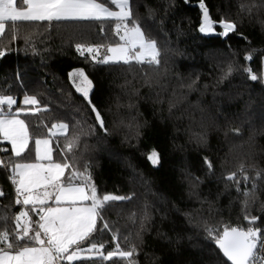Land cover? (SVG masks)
Returning <instances> with one entry per match:
<instances>
[{"label": "trees", "instance_id": "trees-1", "mask_svg": "<svg viewBox=\"0 0 264 264\" xmlns=\"http://www.w3.org/2000/svg\"><path fill=\"white\" fill-rule=\"evenodd\" d=\"M98 2L114 7L109 0ZM205 3L213 19L235 20L237 31L226 39L199 33V0H132L134 11L159 42L163 55L158 67L136 62L93 64L87 54L77 53V43L117 42L114 21L17 22L14 26L9 22L0 35V47L10 48L0 58V95L13 96L17 106L26 94L40 101L41 111L21 115L30 139L49 135L53 123H67L64 135L51 137L53 160L62 161L60 150L65 149L70 163L81 171L88 166L99 195L130 197L110 202L101 211L110 230L98 221L92 241L104 243L105 254L115 248L111 237L117 233L123 250L130 244L138 246L137 264H223L221 253L207 239L205 224L219 230L225 224L247 228L244 216L254 215L258 221L253 227L264 229V0ZM148 8L154 11V23L147 18ZM13 28L18 37L14 42ZM104 51L100 49L101 54ZM246 52H253L250 62L243 58ZM230 63L233 74L222 78ZM244 67H251L257 81L240 70ZM73 68H83L93 81L90 98L102 115L107 135L71 86L68 73ZM193 81L196 84L189 88ZM77 122L85 133L88 126L96 125L95 132L82 135L68 151L65 137L78 130ZM152 147L161 155L157 166L146 159ZM205 156L213 162L211 174ZM0 157L15 163L29 159L31 152L26 150L20 158L10 151L0 152ZM241 164L249 180L237 192L225 177ZM8 174L0 167V189L6 193L0 197V229L11 230L23 206L14 204ZM189 174L202 183L193 188ZM253 184L255 201L249 197L245 207L243 192L251 191ZM73 264L127 262L95 259Z\"/></svg>", "mask_w": 264, "mask_h": 264}, {"label": "snow or ice", "instance_id": "snow-or-ice-1", "mask_svg": "<svg viewBox=\"0 0 264 264\" xmlns=\"http://www.w3.org/2000/svg\"><path fill=\"white\" fill-rule=\"evenodd\" d=\"M109 3L114 7L98 0H0V35L5 33L6 24L9 22L14 26L17 22L114 21V32L119 38L117 42L108 45L77 43V53L81 57L87 54L93 64L136 62L158 67L163 55L159 42L150 35L151 29L144 24L139 13L134 11L132 0H109ZM198 7L201 13L199 33L226 39L230 33L237 31L235 20L224 17L213 19L205 0H199ZM147 18H151L154 23L153 9H147ZM217 27L221 29L218 32ZM17 39L16 30L13 28L12 41ZM25 40L27 42V37ZM101 48L105 49L103 54L100 52ZM8 51L10 48L7 46L0 47V58ZM253 52H246L244 60L250 62ZM240 70L247 73L251 81H257L258 77L251 67ZM233 71L230 63L222 78L231 76ZM68 79L75 92L82 96L95 114L96 125L107 135L108 129L102 115L90 98V93L94 90L93 81L83 68H73L68 73ZM195 84L196 81H193L188 87L192 88ZM17 104L18 101L13 96L0 95V142H7L11 146L10 149L0 148V152L10 150L14 157L20 158L29 149L30 141L28 126L20 117L36 114L41 109L40 101L35 95H24L19 102L20 106ZM96 125L88 126L85 133L77 122L74 127L78 130L73 131L70 138L65 137V148L71 151L82 135L95 132ZM68 130L67 123H53L48 138H36L33 162L12 163L0 160V167L8 170L7 179L14 186V204L23 206L14 216L13 228L9 230L5 226L0 229V264H73L76 261L95 259H120L127 264H137L134 257L138 254V246L130 244L128 250H123L117 233H113L111 237L116 242L115 248L106 254L103 251L104 243L92 241L98 221H102L103 229L110 230L109 224L103 221L102 209L110 202L123 201L130 197L99 195L88 166L81 171L76 163H70L65 149L60 150L64 157L62 161L53 160L52 149L49 147L50 138ZM233 131L239 133V129ZM136 136L139 138V131ZM200 140L203 141V137ZM56 147L59 148V144ZM146 159L152 166H157L161 162L160 152L152 147L147 152ZM203 162L209 174L214 172L213 162L207 156L203 157ZM189 176L193 188L202 183L198 176ZM225 179L232 182L239 192L241 183L246 184L249 177L241 164L237 171L229 172ZM255 189L256 185L253 184L251 191L246 189L243 192L245 207L250 202L249 197L255 201ZM5 195L0 189V197ZM24 207L29 210L25 211ZM30 213L36 218L33 219ZM3 220L6 222L7 217H3ZM244 220L248 222L247 228L225 224L219 230L205 224L204 231L208 241L214 243L222 253V258H226L223 264H264V255H261L264 253V229L253 227L258 221L257 216L245 215ZM139 237L138 232L137 238ZM127 240L125 237L126 242ZM84 253L91 255H82Z\"/></svg>", "mask_w": 264, "mask_h": 264}, {"label": "rangeland", "instance_id": "rangeland-1", "mask_svg": "<svg viewBox=\"0 0 264 264\" xmlns=\"http://www.w3.org/2000/svg\"><path fill=\"white\" fill-rule=\"evenodd\" d=\"M261 76H262V81H263V83H264V54L262 55V57H261ZM21 118V117H20ZM22 119V118H21ZM58 123H61V122H57V124ZM64 123V122H63ZM53 131H56V130H53ZM65 134V133H64ZM64 134H60V135H64ZM50 135V134H49ZM49 135H43V136H40L39 138H48L49 137ZM36 138H38V137H35V138H33L32 140L30 139V141H29V151L31 152V157L29 158V159H26V160H18L17 162H33L34 160H35V143H34V141H35V139ZM0 143H2V142H0ZM10 145V144H9ZM6 147V146H5ZM11 147V146H10ZM49 147L52 149V144H51V138H50V145H49ZM26 150H28V149H26ZM12 154V153H11ZM12 156H13V154H12ZM52 158H53V156H52ZM14 187V186H13ZM52 206H55V205H52ZM24 210L25 211H28L27 209H26V207L24 208ZM30 215H32L33 216V219H35L34 218V214H32V213H30ZM21 222H23V220L21 221ZM245 222H247V221H245ZM248 223V222H247ZM82 255H91V254H88V253H84V254H82Z\"/></svg>", "mask_w": 264, "mask_h": 264}, {"label": "crops", "instance_id": "crops-1", "mask_svg": "<svg viewBox=\"0 0 264 264\" xmlns=\"http://www.w3.org/2000/svg\"><path fill=\"white\" fill-rule=\"evenodd\" d=\"M115 10V9H114ZM2 144L4 145V146H6V148L7 149H10V145L7 143V142H2ZM51 144H52V142H51ZM10 151V150H9ZM11 152V151H10ZM0 160H2V158L0 157ZM51 203V202H50Z\"/></svg>", "mask_w": 264, "mask_h": 264}, {"label": "water", "instance_id": "water-1", "mask_svg": "<svg viewBox=\"0 0 264 264\" xmlns=\"http://www.w3.org/2000/svg\"><path fill=\"white\" fill-rule=\"evenodd\" d=\"M203 36H205L204 34H202ZM209 36H214V35H209ZM207 37V36H206ZM14 223H15V221H14ZM221 255H222V253H221ZM224 259H226V258H224Z\"/></svg>", "mask_w": 264, "mask_h": 264}, {"label": "built area", "instance_id": "built-area-1", "mask_svg": "<svg viewBox=\"0 0 264 264\" xmlns=\"http://www.w3.org/2000/svg\"><path fill=\"white\" fill-rule=\"evenodd\" d=\"M1 148H6L5 146H2ZM261 255H264V253H262Z\"/></svg>", "mask_w": 264, "mask_h": 264}]
</instances>
